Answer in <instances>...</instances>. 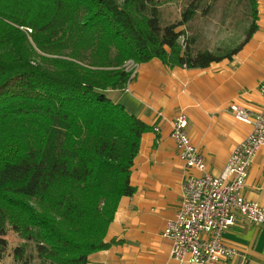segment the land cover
Returning a JSON list of instances; mask_svg holds the SVG:
<instances>
[{"label": "trees", "instance_id": "16d2710c", "mask_svg": "<svg viewBox=\"0 0 264 264\" xmlns=\"http://www.w3.org/2000/svg\"><path fill=\"white\" fill-rule=\"evenodd\" d=\"M161 27L159 0H0V263L5 236L16 264H87L123 196L142 133L139 118L114 101L128 60L203 68L216 55L182 48L178 27ZM248 39L256 29L251 0ZM246 39L244 41H246Z\"/></svg>", "mask_w": 264, "mask_h": 264}, {"label": "crops", "instance_id": "0c3cea01", "mask_svg": "<svg viewBox=\"0 0 264 264\" xmlns=\"http://www.w3.org/2000/svg\"><path fill=\"white\" fill-rule=\"evenodd\" d=\"M211 1L196 0L193 18L178 27L190 39L193 52L214 49L212 39L227 28L222 20L216 21ZM231 4L227 9L237 13L239 0ZM255 12V31L232 55L203 68L170 66L152 58L139 63L127 89L107 92L149 130L142 133L131 166L129 182L134 192L121 197L104 238L111 245L91 253L87 264H178L170 255L171 239L163 235L167 220L177 212L185 177L170 135L171 122L177 115L185 116L191 143L210 174L219 175L232 148L251 130L250 124L235 118L230 106L257 113L264 104L259 88L264 77L260 50L264 0H256ZM229 38L218 43L228 44L224 41ZM243 195L264 207V145L249 168ZM222 237L243 255L218 264H264V223L238 217Z\"/></svg>", "mask_w": 264, "mask_h": 264}, {"label": "built area", "instance_id": "2783aa9c", "mask_svg": "<svg viewBox=\"0 0 264 264\" xmlns=\"http://www.w3.org/2000/svg\"><path fill=\"white\" fill-rule=\"evenodd\" d=\"M179 43L185 47L183 34ZM124 67L130 72L127 89L139 63L128 60ZM259 88L264 93V77ZM230 109L237 120L250 124L251 130L232 148L217 176L210 174L199 150L191 143L185 116L177 115L171 122L170 135L184 164L185 177L177 212L167 220L163 235L171 239L170 255L178 264H218L241 256L239 250L223 241V234L238 217L264 223V207L243 195L249 168L264 145V104L257 113L234 104Z\"/></svg>", "mask_w": 264, "mask_h": 264}, {"label": "rangeland", "instance_id": "374dc122", "mask_svg": "<svg viewBox=\"0 0 264 264\" xmlns=\"http://www.w3.org/2000/svg\"><path fill=\"white\" fill-rule=\"evenodd\" d=\"M189 1L191 0H159L157 16L159 18L160 26L163 28L167 25L179 22L182 10L189 3ZM233 1L234 0H212L210 3L212 11H214L213 15L215 16L216 21L222 20L225 26H227V28L220 30L219 34L212 39V41H216V44H212L214 49H212L211 52L216 55L227 53L237 48L246 39V35L250 27V17L252 15L253 8L251 0H239V4L237 6L238 12H235L234 14L229 8L227 9V7L232 6L231 2ZM229 24H231L230 28H228ZM183 35L186 37L185 32ZM229 36L230 38L224 41L226 43L228 42V44L218 43L220 40L228 38ZM187 40H190L188 36L186 37V41ZM260 50L264 56V45H262ZM5 238L8 241V251L0 264H16L13 259L12 248L21 244L23 240L10 230Z\"/></svg>", "mask_w": 264, "mask_h": 264}]
</instances>
